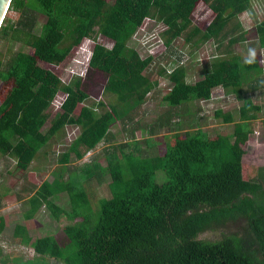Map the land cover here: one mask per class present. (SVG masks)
I'll return each instance as SVG.
<instances>
[{
	"label": "trees",
	"instance_id": "1",
	"mask_svg": "<svg viewBox=\"0 0 264 264\" xmlns=\"http://www.w3.org/2000/svg\"><path fill=\"white\" fill-rule=\"evenodd\" d=\"M254 0H10L7 12L15 21L3 19L0 42L17 41L29 53L16 51L0 59V154L26 172L33 161L47 157L49 142L74 127L77 135L66 144L56 163L65 167L79 161L106 140L109 129L120 122L132 124V114L159 87V80L146 72L152 56L142 58L128 46L134 33L147 21L164 27L158 36L166 49L182 40L194 51L211 42L225 57L215 58L203 77L187 82V68L174 62L169 71L160 67L158 76L171 84L162 102L173 113L193 101L209 100L221 87L242 105L235 117L217 111L214 118L233 124L229 135L209 137L201 130L171 135L164 153L142 157L139 147L124 146L105 154L110 182L109 198L97 200L94 211L88 179H53L41 182L28 198V220L43 206L51 218L70 223L58 234L33 240L24 227L15 225L11 237L32 250V257H13V264H264V176L256 181L244 171V144L252 133L257 114L264 117V82L256 57L240 58L231 48L247 41L240 16L251 10ZM212 14L204 29L193 24L200 4ZM43 23L35 32V17ZM257 45L264 48V20L254 27ZM101 36L110 48L95 42ZM93 41L84 75L63 84L37 62L59 66L83 40ZM193 51V52H194ZM191 52V54L193 53ZM103 77L102 95L90 100L84 84L90 77ZM88 88V87H87ZM247 89L261 90L262 102L243 98ZM64 95L58 111L42 131L46 112L57 94ZM90 101V102H89ZM79 106L77 114L74 110ZM161 124V125H160ZM156 126H169V120ZM119 153V157L117 154ZM163 171L166 183L158 185L155 173ZM88 177L101 184V171L88 169ZM264 174V168L263 172ZM90 178V179H91ZM64 193L69 210L57 208L49 199ZM247 220L250 237L222 236L209 242L198 237L213 227ZM4 227L0 218V232ZM59 240L62 242L60 243ZM1 247V246H0ZM0 248V264L7 263Z\"/></svg>",
	"mask_w": 264,
	"mask_h": 264
},
{
	"label": "rangeland",
	"instance_id": "2",
	"mask_svg": "<svg viewBox=\"0 0 264 264\" xmlns=\"http://www.w3.org/2000/svg\"><path fill=\"white\" fill-rule=\"evenodd\" d=\"M105 1L111 2V0ZM6 18L15 21L17 15L12 12H6ZM211 19L212 14L202 3L192 15L193 24L201 29H204ZM262 20H264V0H254L251 10L240 16L243 28L247 31V41L236 44L231 48V51L242 59L256 57L262 69L263 77L261 79L264 82V48L260 49L258 47L254 30L255 24ZM43 21L44 18L42 16L35 17V32L38 31ZM161 30L162 25L147 21L142 28L137 30L136 37L131 39L128 44L129 47L137 50L142 58L152 56L153 62L146 74L151 76L152 79L159 80L160 83L159 87L147 96L142 106L132 114L133 123L125 126L120 122L115 123L109 129L105 141L97 144L81 160L72 161L65 167L59 166L56 163V158L65 150L66 144L77 135V130L74 127H65L63 133L53 137L48 144L49 148L45 147V150L48 151L47 157L45 156L42 161H33L26 172L17 170L10 159L0 154V177L6 176L7 178L6 174H8L9 178H11L8 181L9 187L14 183L17 187L21 188L24 185L29 187V184L36 187L41 180L51 181L59 178L61 175L66 180L76 178V181H80V176L83 177V180L89 178L87 184H84V186L90 192V204L95 211L98 199L109 198L111 196L107 187L110 177L108 167H106L105 154L108 151H112L113 148L124 146V151L134 152L135 148L137 147L138 149L139 147L140 151H142V157L161 155L164 153L166 145L171 142L173 132H177L178 126L176 124L179 123L181 124V131H195L199 129L209 137L232 133L233 124H222L221 120L213 117V110L217 108L221 109L223 113L229 112L237 117L241 102L232 93L224 89L214 90V98H216L214 101H193L185 104L183 107L177 109V112L173 113L162 102V97L168 92L170 85L166 77L158 76L157 74L160 67H166L171 70L174 62L179 59V62L188 70L187 82L194 83L203 77L204 70L212 60L218 57H225L220 54L224 49L220 48L218 50L215 44L209 42L194 51L191 46L185 44L182 40H177L171 49H166L158 37V33ZM137 39L141 43H138ZM144 41H146V44ZM95 42L105 48H110L111 46V41L101 36L95 37ZM92 45V40H83L59 66L53 67L41 62H37L36 65L54 74L63 84H68L72 80L78 79L84 73ZM16 51L30 52L20 42H0V59L3 62ZM191 52L193 53L191 54ZM85 85L91 101L107 100L108 96H103L101 93L103 77L96 75L90 77L89 82H86ZM263 91L259 89L252 92L245 89L243 95L245 99H250L254 104L258 105L262 102ZM62 98V95L58 93L55 101L59 102ZM54 106L55 104H51L46 112V122L42 131H45L55 112L58 111ZM78 108L79 106L74 110L73 115L77 114ZM257 115L256 121H253L250 125L252 133L242 148L244 149L243 164L246 175L251 176L256 181H260L263 180L264 176L260 172H263L264 168V117L261 112ZM166 120H169V126H156L157 123L160 124ZM88 169L101 171L100 185L95 180V177H88ZM35 170L36 173H33ZM155 181L158 185L166 183L167 177L163 171L155 173ZM13 198L14 195L12 194L5 196V200H12ZM61 199L59 200V204L65 211H68L69 205L64 193ZM18 215V212H12L9 217H6L5 229L0 236V248L7 255L8 260L5 264H13L10 262L13 257H20L22 259L32 257V250L29 247L18 245L11 237L12 229L14 228L13 222L18 223V225L25 229L27 228V234L31 240L49 233L58 234L62 226L70 223V220L66 218H61L56 222L51 218L47 210L40 209L37 216L32 221L27 222L25 227L21 216ZM222 236L250 237L247 220L239 218L234 222H227L225 226L213 227L200 234L198 239L213 242L219 240ZM59 242L61 243L62 241L59 240Z\"/></svg>",
	"mask_w": 264,
	"mask_h": 264
},
{
	"label": "crops",
	"instance_id": "3",
	"mask_svg": "<svg viewBox=\"0 0 264 264\" xmlns=\"http://www.w3.org/2000/svg\"><path fill=\"white\" fill-rule=\"evenodd\" d=\"M129 44V43H128ZM167 82L169 83V81L167 80ZM160 84V83H159ZM169 85L171 86V84L169 83ZM169 86V88H170ZM219 89L223 90L221 87H216L212 90L211 92V98L209 100H205L206 102H211L214 101L216 98H214V90L218 91ZM243 98L245 99V96L242 95ZM241 102V101H240ZM213 103V102H212ZM242 105V102H241ZM240 105V106H241ZM213 117L214 114L217 111H222L221 109L217 108L213 110ZM223 112V111H222ZM229 113V112H226ZM231 114V113H230ZM43 159H41L40 161H42ZM12 164H14V162L12 160H10ZM95 171V170H94ZM36 173V170L33 172ZM7 178L5 177H0V218L3 219L4 222V227H5V219L6 217L10 216L12 212H18L19 215L21 216L22 222L24 224V226L26 227V223L29 221H32L38 214L40 209H45L43 206H40L36 212L34 213L33 217L25 220L23 219V215H25V213H27L29 211V205H28V198L31 197L34 192L36 191L37 187L39 186V184L45 180H41L40 183L35 187L32 184H29V187H27L26 185L21 187H17V185L14 183L11 187L8 186V181H10L11 178H9L8 174ZM62 180H66L64 176H62ZM82 181H85V179L83 180V177H81ZM52 181V180H51ZM51 181H45L47 183H50ZM19 183V181H18ZM27 183V182H26ZM12 194L14 195V198L12 200H5V196ZM63 197V193L60 194H56L53 197H51L49 200L59 209L64 210L61 205L59 204V200H62L61 198ZM68 201V200H67ZM65 211V210H64ZM19 218V217H18ZM36 224V223H35ZM15 225H18V223H14L13 222V227ZM37 225V224H36ZM2 229V231L0 232V236L2 235V233L4 232V228ZM13 230V229H12ZM27 231V228H26ZM50 234V233H49ZM12 235V233H11ZM52 235V233H51ZM44 236V235H42Z\"/></svg>",
	"mask_w": 264,
	"mask_h": 264
},
{
	"label": "water",
	"instance_id": "4",
	"mask_svg": "<svg viewBox=\"0 0 264 264\" xmlns=\"http://www.w3.org/2000/svg\"><path fill=\"white\" fill-rule=\"evenodd\" d=\"M10 0H0V26L5 17Z\"/></svg>",
	"mask_w": 264,
	"mask_h": 264
},
{
	"label": "built area",
	"instance_id": "5",
	"mask_svg": "<svg viewBox=\"0 0 264 264\" xmlns=\"http://www.w3.org/2000/svg\"><path fill=\"white\" fill-rule=\"evenodd\" d=\"M162 30H164V27H163V26H162ZM162 30H161V31H162ZM136 32H137V31H136ZM136 32L134 33V35L132 36L131 39H134V38L136 37V36H135ZM158 37H159V36H158ZM86 40H87V39H86ZM137 42H138V43H141V42L138 41V39H137ZM142 42H143V41H142ZM144 43L146 44V41H144ZM161 43H162V42H161ZM89 55H90V54H89ZM88 59H89V57H88ZM87 62H88V60H87ZM86 65H87V63H86ZM85 70H86V69H85ZM168 70H169V69H168ZM169 71H170V70H169ZM84 72H85V71H84ZM83 75H84V73L82 74V76H83ZM82 76H80V77H82ZM80 77H79V78H80ZM61 95H62V94H61ZM62 97L64 98V95H62ZM63 98H62L59 102H56V101H55V98H54V100L52 101L51 104H55L54 107H55L56 109H59V106H60L61 102L63 101ZM201 101H205V100H201Z\"/></svg>",
	"mask_w": 264,
	"mask_h": 264
},
{
	"label": "clouds",
	"instance_id": "6",
	"mask_svg": "<svg viewBox=\"0 0 264 264\" xmlns=\"http://www.w3.org/2000/svg\"><path fill=\"white\" fill-rule=\"evenodd\" d=\"M253 55H254V53H253Z\"/></svg>",
	"mask_w": 264,
	"mask_h": 264
}]
</instances>
